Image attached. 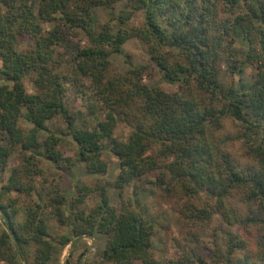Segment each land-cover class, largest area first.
<instances>
[{"label":"trees","instance_id":"obj_1","mask_svg":"<svg viewBox=\"0 0 264 264\" xmlns=\"http://www.w3.org/2000/svg\"><path fill=\"white\" fill-rule=\"evenodd\" d=\"M123 1L119 28L105 24L97 30L92 9H110ZM219 11L231 18L219 20ZM135 12L143 13L144 22L128 28ZM53 23L82 34L87 43L69 53L66 72L72 79L55 58L56 48L71 50L62 30L46 33L42 28ZM133 38L146 45L151 65L164 82L179 84V92L144 84L148 66L124 75L110 73V56L121 55ZM20 39L34 46L19 50ZM241 43L246 52L237 54ZM232 51L231 62L224 60L228 78L246 65L255 66L246 89L234 80L225 83L221 59ZM0 62V171L13 156L20 163L0 188V264H55L75 238L96 235L106 237L100 264H159L151 250L155 225L126 207L112 206L106 192L108 186L123 189L152 173L156 176L147 184L165 193L186 190L199 204L184 207V216L189 212L188 218L204 223L216 212L227 225H239L243 234L259 233L264 247L263 1L0 0ZM30 75L34 88L28 93L23 79ZM70 81L81 95L89 82V113L99 110L102 120L91 126L70 113L64 103ZM223 118L233 121V134L216 141L211 129H220ZM55 119L63 122L76 147L75 162L87 174H106V148L118 161V174L112 183L97 181L95 187L77 182L70 199L49 185L46 201L23 204L19 196L31 197L34 178L42 174L35 154L60 172L73 166L58 149L60 137L49 134L47 124ZM118 123L131 128L126 139L115 136ZM41 133H48L43 140ZM91 193H97L99 202L87 208ZM50 218L67 233L50 235ZM226 240V264H264L253 262L240 234L227 232Z\"/></svg>","mask_w":264,"mask_h":264},{"label":"rangeland","instance_id":"obj_2","mask_svg":"<svg viewBox=\"0 0 264 264\" xmlns=\"http://www.w3.org/2000/svg\"><path fill=\"white\" fill-rule=\"evenodd\" d=\"M261 1L264 2V0ZM124 4L125 2L123 1L110 9L103 7L92 9L96 29L99 30L102 26L108 24L111 29L117 30L119 28L117 17ZM227 16V14L219 11L217 18L219 20H224ZM228 17L231 18L230 16ZM143 22V13L135 12L133 17L126 23V26L128 28L139 27ZM42 28L46 33L55 28H60L62 30V34L67 40L69 47H71V50L67 48H56L55 58L62 60L64 75L72 79V76H68L66 72V68L71 61L69 53H73V47L75 46H86L87 43L83 35L78 32H71L56 23L44 24ZM239 45H241L242 48L236 45L235 53L240 54L246 52V47L243 46L244 43ZM33 46L34 44H32L30 40L20 39L17 48L19 50H26ZM231 53L230 55L227 54V57L225 55L223 60L221 59L222 62L220 66L225 76V83L230 85L234 80L238 87L241 86L246 89L251 84L256 74L255 66L246 65L241 72H237L234 77L228 78L226 66L231 62V59H233V51ZM226 58L229 62L227 61L225 64L224 60ZM109 61L110 73L113 75H124L133 67L148 66L150 67L149 71H146L142 77V82L144 84L149 87H157L167 93L179 92L181 90L179 84H168L161 79L160 72L155 69L149 61L146 45L136 38L126 42L122 46V54H112ZM31 77L33 76H26L23 79V84L28 93L33 92L34 88L30 82ZM88 84V81L84 82V86L81 88L84 94L81 95L70 81V84L67 85L64 103L70 113H78L81 119L86 120L92 126L97 121L103 119V113L99 112V110H96L94 114L89 113L90 110L88 106L92 99H90L91 96ZM20 123L23 128H29L27 123ZM47 127L49 134H56L60 137L61 141L58 145V149L63 157L71 160L73 166L70 170L60 172L42 157L41 154H35L40 161L39 168L42 170V174L34 178V192L31 197L24 195L19 196L21 203L27 205L32 201L39 203L46 201L44 189L45 187L49 188V185L54 186L59 192L70 199L75 196L74 186L77 182L95 187L97 181H108L112 183L115 180L118 174V161L107 148L103 151V159L108 164V171L106 174H87L84 165L75 162L76 147L71 137L66 134L63 122L55 119L49 122ZM233 128V121L229 118H223L220 121V129H211L213 139L218 141V139L224 135L233 134ZM130 133V127L126 126L124 123H118L115 130V136L117 138L126 139ZM47 134L48 133H41L39 135L40 140H43ZM229 149L233 154V144L229 146ZM19 166L20 163L17 156H13L7 161L5 169L0 171V188L7 183L11 170ZM150 175L151 176L146 180L133 181L123 189L108 186L106 192L112 206L118 209L126 207L140 214L144 220L152 221L155 225L151 250L155 260L159 264H174L177 261L185 264H226L227 232L243 236L248 243V249L253 262L259 261L264 263V247L260 244L262 237L259 233L258 235L255 232L243 234L244 232L239 225H227L221 215L216 212L204 223L195 220V218H188L192 216L189 212H186L184 216V207L187 206L191 208V204L194 203V200L188 197L189 194H187L186 190H182L181 192L174 190L169 193L159 191L150 184H147L148 180L155 178L156 173ZM46 181L47 183H45ZM24 183L26 184L27 181L25 180ZM12 196L16 197L18 195L12 193ZM98 202L99 196L97 193H91L86 198L85 205L87 208H92L97 205ZM194 204L196 207L199 205L197 202ZM47 227L49 234L52 236L67 233V228L58 226L54 218H50L47 221ZM105 243L106 237L103 235H96L93 238L87 236L75 238L72 244L63 249L55 264H100V254L104 250ZM189 260L191 263L188 262Z\"/></svg>","mask_w":264,"mask_h":264}]
</instances>
